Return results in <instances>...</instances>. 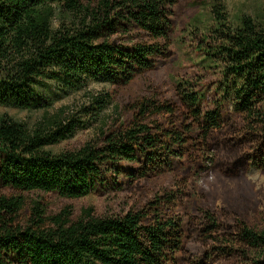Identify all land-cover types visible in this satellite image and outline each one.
<instances>
[{
	"label": "trees",
	"instance_id": "obj_1",
	"mask_svg": "<svg viewBox=\"0 0 264 264\" xmlns=\"http://www.w3.org/2000/svg\"><path fill=\"white\" fill-rule=\"evenodd\" d=\"M176 0H0V108L41 112L31 125L0 113V264H264V214L241 193L220 207L188 204V176L141 201L144 182L172 173L223 174L253 191L243 171L264 167V12L200 32L199 68L216 76L177 80L173 100L148 95L73 150L81 117L97 118L102 93L75 112H49V86L78 93L91 83L125 86L171 57ZM90 115V116H91ZM195 156L193 160L191 158ZM64 198L115 192L117 212L65 207L49 214L26 194ZM187 199L185 200V198ZM195 200V199H194Z\"/></svg>",
	"mask_w": 264,
	"mask_h": 264
},
{
	"label": "rangeland",
	"instance_id": "obj_2",
	"mask_svg": "<svg viewBox=\"0 0 264 264\" xmlns=\"http://www.w3.org/2000/svg\"><path fill=\"white\" fill-rule=\"evenodd\" d=\"M225 5V11L229 23L239 25L244 14L253 15L258 11L264 12V0H218ZM213 0H176L173 8L172 31L173 44L170 47L171 57L160 61L151 71L137 75L125 86H109L105 84L91 83L87 89L78 93H63L56 86H49V96L52 98L50 113L59 108H66L69 112H75L80 106L88 104V98L92 95L107 93L108 103L97 118L93 113L81 117L87 121L86 126L78 127L73 136L57 145L51 146L53 152L73 150L85 142L92 140L101 127L110 124L112 119L119 116L123 120L132 117L131 106L148 95L158 97L160 100H173L175 97L174 86L177 80L199 78L203 82L205 91L212 96L216 76L199 68L202 53L197 50L200 41L199 34L205 28L216 26L212 12H210ZM0 113H6L16 120L31 125L40 118L41 112H28L14 108H0ZM195 156L191 158L193 160ZM184 164H176V170L172 173L164 172L158 176L149 178L144 182L141 201L150 200L163 189L172 187L187 175L189 187L187 191L193 198L188 203H206L212 207H220L224 197L230 193H241L245 205L257 207L264 214V167L250 164L243 171V177L253 184V191L247 192L241 189L240 180L230 179L223 174L209 172L193 173L194 176L185 174L189 169L190 159H184ZM29 199L40 201L44 204L49 214H56L61 209L69 207L71 212L79 214L83 208L93 207L98 214L111 215L117 212L121 205V199L115 192H107L105 195L89 194L79 198H64L57 195H47L43 192L26 194ZM187 197L185 198V200ZM195 199V200H194Z\"/></svg>",
	"mask_w": 264,
	"mask_h": 264
}]
</instances>
